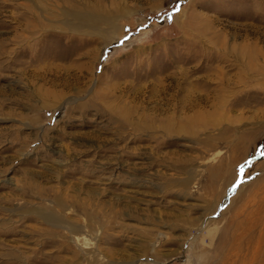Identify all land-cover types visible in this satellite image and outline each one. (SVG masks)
<instances>
[{
	"label": "rangeland",
	"instance_id": "rangeland-1",
	"mask_svg": "<svg viewBox=\"0 0 264 264\" xmlns=\"http://www.w3.org/2000/svg\"><path fill=\"white\" fill-rule=\"evenodd\" d=\"M0 264H264V0H0Z\"/></svg>",
	"mask_w": 264,
	"mask_h": 264
},
{
	"label": "snow or ice",
	"instance_id": "snow-or-ice-1",
	"mask_svg": "<svg viewBox=\"0 0 264 264\" xmlns=\"http://www.w3.org/2000/svg\"><path fill=\"white\" fill-rule=\"evenodd\" d=\"M242 168H243V166H241V170H242ZM242 181H239L238 183H241ZM234 186H238V184L237 185H234Z\"/></svg>",
	"mask_w": 264,
	"mask_h": 264
}]
</instances>
